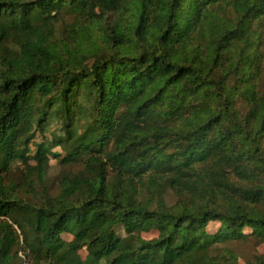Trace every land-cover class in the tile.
Masks as SVG:
<instances>
[{
	"label": "trees",
	"instance_id": "1",
	"mask_svg": "<svg viewBox=\"0 0 264 264\" xmlns=\"http://www.w3.org/2000/svg\"><path fill=\"white\" fill-rule=\"evenodd\" d=\"M59 113L83 169L19 201L6 175L44 180L32 130ZM0 218V264L19 237L29 264H238L217 246L264 242V0H0Z\"/></svg>",
	"mask_w": 264,
	"mask_h": 264
},
{
	"label": "rangeland",
	"instance_id": "2",
	"mask_svg": "<svg viewBox=\"0 0 264 264\" xmlns=\"http://www.w3.org/2000/svg\"><path fill=\"white\" fill-rule=\"evenodd\" d=\"M73 117L75 119H69L64 113H59L57 118H46L43 127L34 126L32 130L34 137L29 145L28 163L30 165L36 164L33 155L37 149V145L46 143L47 147L50 148L49 166L46 170L44 180L42 182L36 181L34 185L30 186L28 182L24 181V173L27 171V167L18 160L12 163L11 172L6 175L5 183L13 185V195L17 200L40 205L43 201L42 193L44 190L51 195H56L59 192V179L63 174L78 173L83 169V157L68 163L62 161L66 155V150L59 144L60 141H58L61 138H65L66 123L76 120L81 122L83 118L79 113L74 114ZM166 199L169 205H173L176 202V198L171 192L166 195ZM0 220H3V218H0ZM219 229L220 223L218 221H211L206 226V230L211 234H214ZM116 231L118 234H124L122 226L116 227ZM243 232L250 233L251 229L249 227H244ZM141 236L145 239H151L157 236V232L152 230L148 233H142ZM62 237L66 240L72 238V236L68 234H63ZM217 247V251L222 254L226 251H232L237 256L238 264H246L248 261L255 260L257 256L264 255V242H258L253 237H249L245 240H231L219 244ZM21 248V237H19L18 243H16L12 249V253L15 254L14 261L16 264H29ZM79 253L81 258L85 259L88 251L84 248L80 250Z\"/></svg>",
	"mask_w": 264,
	"mask_h": 264
}]
</instances>
